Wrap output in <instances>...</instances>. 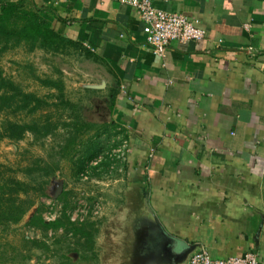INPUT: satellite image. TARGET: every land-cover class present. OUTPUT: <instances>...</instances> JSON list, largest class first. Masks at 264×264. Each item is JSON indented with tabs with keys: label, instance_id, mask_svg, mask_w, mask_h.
I'll list each match as a JSON object with an SVG mask.
<instances>
[{
	"label": "crops",
	"instance_id": "0c3cea01",
	"mask_svg": "<svg viewBox=\"0 0 264 264\" xmlns=\"http://www.w3.org/2000/svg\"><path fill=\"white\" fill-rule=\"evenodd\" d=\"M24 2L84 44L113 87L134 212L104 241L97 224L98 263L145 264L153 245L176 264L180 243L214 258L257 252L264 264V0H152L205 29L162 57L118 0Z\"/></svg>",
	"mask_w": 264,
	"mask_h": 264
},
{
	"label": "rangeland",
	"instance_id": "374dc122",
	"mask_svg": "<svg viewBox=\"0 0 264 264\" xmlns=\"http://www.w3.org/2000/svg\"><path fill=\"white\" fill-rule=\"evenodd\" d=\"M96 64L77 41L32 48L0 38V71L16 87L0 85V165L5 176L27 185L20 194L25 214L0 225V264H97L92 252L72 249L63 228L44 231L29 219L37 214L51 221L66 205L71 220L97 222L104 241L108 228L123 224L122 212L133 206L125 199L127 143L113 116V87ZM23 94H34L40 103L25 107ZM7 121L50 131L10 139L1 136Z\"/></svg>",
	"mask_w": 264,
	"mask_h": 264
},
{
	"label": "trees",
	"instance_id": "16d2710c",
	"mask_svg": "<svg viewBox=\"0 0 264 264\" xmlns=\"http://www.w3.org/2000/svg\"><path fill=\"white\" fill-rule=\"evenodd\" d=\"M6 42L14 41L16 44L24 42L32 48L52 47L60 41L67 40L58 31H56L51 22L44 17L41 9L32 10L26 7L24 0H0V38ZM57 85L55 82H51ZM0 85H5L16 89L12 82L5 80L0 71ZM21 93V92H20ZM7 103H12L13 95L5 94ZM26 98L25 107L30 103H40V99L34 94H23ZM2 137L10 139H20L27 131H38L41 135H46L50 128L45 131L40 130L36 123H16L7 121L4 126ZM25 182L3 173L0 165V225L8 222H16L21 219L27 211V207L22 205L23 199L20 198L22 192L27 191ZM66 205L61 215L54 220L47 221L41 215L34 214L29 219V224L37 226L44 231L52 229L56 231L59 228L64 229V238L70 243H74L73 248L76 251H90L96 256L95 235L97 233V222L87 219L73 221L66 211ZM73 239V241H71ZM71 241V242H70ZM48 247V246H47ZM69 260V259H68ZM64 264H70L65 262Z\"/></svg>",
	"mask_w": 264,
	"mask_h": 264
},
{
	"label": "built area",
	"instance_id": "2783aa9c",
	"mask_svg": "<svg viewBox=\"0 0 264 264\" xmlns=\"http://www.w3.org/2000/svg\"><path fill=\"white\" fill-rule=\"evenodd\" d=\"M136 8L143 22L146 43L152 52L164 56L166 49L173 43H187L201 40L205 36V29L197 25L183 13L168 11L156 7L152 0H118ZM250 49H253L250 47ZM53 220L55 217L52 218ZM73 221L83 220L72 217ZM260 257L257 252H246L240 256L214 258L206 248L196 251L188 264H259Z\"/></svg>",
	"mask_w": 264,
	"mask_h": 264
},
{
	"label": "water",
	"instance_id": "95a60500",
	"mask_svg": "<svg viewBox=\"0 0 264 264\" xmlns=\"http://www.w3.org/2000/svg\"><path fill=\"white\" fill-rule=\"evenodd\" d=\"M146 205L148 206V202L146 201ZM150 212V208L148 209ZM152 215V214H151ZM153 216V215H152ZM153 246V245H152ZM152 249H154V251H151L150 253L145 254L144 259H146L147 261H145V264H162L164 262H168L167 257L165 256V254L163 253V251L157 248L152 247ZM196 247L193 246H184L180 243H176L172 246V251L174 254V261L176 264H186L189 262L190 258L192 257V255L196 252L195 250ZM163 258L165 260H163Z\"/></svg>",
	"mask_w": 264,
	"mask_h": 264
},
{
	"label": "flooded vegetation",
	"instance_id": "af4514ba",
	"mask_svg": "<svg viewBox=\"0 0 264 264\" xmlns=\"http://www.w3.org/2000/svg\"><path fill=\"white\" fill-rule=\"evenodd\" d=\"M130 211H131V213H132L133 210L131 209ZM133 212H134V211H133ZM131 218H132V219H135V218H136V215H134V216L131 215Z\"/></svg>",
	"mask_w": 264,
	"mask_h": 264
}]
</instances>
